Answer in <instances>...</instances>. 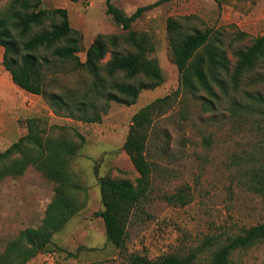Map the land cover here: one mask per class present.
Listing matches in <instances>:
<instances>
[{
  "label": "rangeland",
  "instance_id": "obj_1",
  "mask_svg": "<svg viewBox=\"0 0 264 264\" xmlns=\"http://www.w3.org/2000/svg\"><path fill=\"white\" fill-rule=\"evenodd\" d=\"M9 1L0 0V10ZM155 1L110 0L125 15ZM39 8L66 11L69 26L80 34L77 57L81 62L96 35L123 34L104 13V0H40ZM168 17H183L186 29L220 33L232 66L233 51L247 47L264 32V0H168L144 12L130 29L151 37L154 51L149 58L156 61L162 83L141 91L131 106L94 101L92 113L99 115V121L92 123L80 120L75 108L59 107L51 98L67 90L79 97L89 82L83 70L55 63L44 82L45 97L18 89L0 65V152L26 134L27 119L44 128L43 137L69 150L63 154L64 195L75 211L51 235L48 249L25 264H128L129 254L149 260L186 255L200 251L206 238L224 243L243 229L264 222L259 194L251 184L256 172L264 182V110L255 105L249 111L242 107L249 103L242 91L264 95V83H254L251 74L236 92V102L241 105L236 117L225 110V101L207 104L201 93H179L171 107L153 119L146 142L152 171L150 190L145 201L131 210L124 247L116 249L105 240L102 221L95 215L102 209L98 181L134 182L137 175L122 150L130 118L178 87L164 28ZM48 24L45 21L44 26ZM1 52L0 48V56ZM107 59L108 54L101 64ZM57 187L32 167L0 182V255L20 231L39 225ZM178 191L185 193V205L165 199ZM209 252L204 248L196 253L197 262L204 264ZM229 264H264V242L246 252H234Z\"/></svg>",
  "mask_w": 264,
  "mask_h": 264
},
{
  "label": "trees",
  "instance_id": "obj_2",
  "mask_svg": "<svg viewBox=\"0 0 264 264\" xmlns=\"http://www.w3.org/2000/svg\"><path fill=\"white\" fill-rule=\"evenodd\" d=\"M165 1L168 0H157L125 15L110 0H104V13L120 26L123 34L96 35L81 62L77 57L80 34L69 26L64 9H40V0H10L0 10V65L18 89L45 97L44 82L55 63L71 64L74 69L83 70L89 82L79 97L72 90H67L51 98L59 107L75 108L85 123L99 121V115L92 113L94 101L131 106L141 91L153 90L162 83L156 61L149 58L154 51L151 37L146 32L130 28L144 12ZM45 21L49 22L46 26ZM164 28L169 55L178 74V87L141 107L130 118L122 150L137 175L134 182L98 181L102 209L95 215L102 221L106 242L116 249L124 247L125 227L131 210L145 201L150 190L152 171L146 159V142L153 119L165 113L179 93L193 96L201 93L207 98V104L219 105L220 101H225V110L236 117V110L241 106L236 102V92L243 80L254 74V83H264V32L253 38L247 47L233 51L234 62L230 66L220 33L208 29H186L183 17L166 18ZM106 54L108 59L101 64ZM257 69L263 71L259 74ZM242 93L249 102L242 106L243 109L249 111L255 105L264 110V95L248 91ZM207 104H203L205 109L210 108ZM26 131L0 152V182L20 176L32 167L57 183L58 187L44 209L39 225L23 229L14 241L6 244L0 255V264H25L36 253L48 249L51 235L60 230L75 211L64 195L67 180L63 154L69 150L63 144L43 137L44 128L39 127L34 119H27ZM254 178L251 184L259 194L264 211L263 177L256 172ZM165 199L181 206L187 202L185 193L181 191ZM263 242L264 222L243 229L224 243L206 238L200 251L186 255L168 254L153 260L129 254L127 262L200 264L196 253L209 248V257L204 264H229L234 252H246Z\"/></svg>",
  "mask_w": 264,
  "mask_h": 264
}]
</instances>
